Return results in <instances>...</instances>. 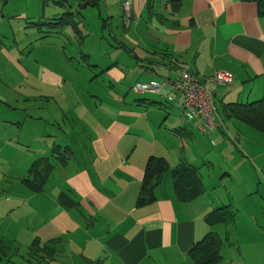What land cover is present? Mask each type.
Masks as SVG:
<instances>
[{
	"label": "crops",
	"instance_id": "1",
	"mask_svg": "<svg viewBox=\"0 0 264 264\" xmlns=\"http://www.w3.org/2000/svg\"><path fill=\"white\" fill-rule=\"evenodd\" d=\"M86 1L37 0L42 17L56 11L39 22L43 38L56 34L49 30L59 16L70 23L95 17V45L63 66L71 69L64 83L85 87L48 98L53 109H26L22 123L13 120L11 134L0 136L6 181L0 220L6 232L21 233L11 240L24 248L21 258L26 264L36 255L39 264H264V134L228 110L264 102L262 9L245 0ZM181 70L205 87L215 73L232 74L231 84L218 88L213 130L188 118L177 95L167 92L165 81ZM135 83L162 90L136 94ZM257 132L263 141L255 154ZM150 159H162L166 168L144 185ZM183 165L197 171L202 185L201 195L186 202L173 179ZM6 242L0 240L1 258Z\"/></svg>",
	"mask_w": 264,
	"mask_h": 264
},
{
	"label": "rangeland",
	"instance_id": "2",
	"mask_svg": "<svg viewBox=\"0 0 264 264\" xmlns=\"http://www.w3.org/2000/svg\"><path fill=\"white\" fill-rule=\"evenodd\" d=\"M37 3V0H7L6 3L0 0V12L3 13L2 20L0 16V97L3 98L0 100V124H8L6 128L3 125L0 129L1 137L11 134L13 120L19 122V125L22 123L26 109L27 113L46 107L53 109L55 104L48 98L53 99L60 90L64 92L76 86L81 90L85 87V83L81 81L67 80L64 83V80L69 79L65 71L71 69L64 70L63 66L68 65L67 62L75 54L80 56V49L85 50L95 45L96 38L91 35L95 27V17L87 14L82 23L78 19L75 20L77 22L70 23L64 18L60 20L59 16L56 20L61 23L49 30L51 34L56 31V34L43 38L39 22L53 17L56 11L42 17L39 14L43 10L42 5ZM51 5L52 2L49 6ZM89 10L88 8L87 12ZM44 27L47 28V25ZM256 134L258 135L251 140V147L258 154L262 148L263 135L258 132ZM5 182L0 178V186ZM246 203L248 202L243 201L238 205ZM233 211L240 214L239 206H233ZM20 236L21 233L15 232L13 227L6 232L4 221L0 220V240H7L3 245L9 250L3 258L0 256V264H7L9 261L11 264H26V258H21L25 256L24 248L16 249L11 242ZM37 257L30 258V264H36Z\"/></svg>",
	"mask_w": 264,
	"mask_h": 264
},
{
	"label": "built area",
	"instance_id": "3",
	"mask_svg": "<svg viewBox=\"0 0 264 264\" xmlns=\"http://www.w3.org/2000/svg\"><path fill=\"white\" fill-rule=\"evenodd\" d=\"M122 20L125 27L131 23L130 3H123ZM233 76L228 72L215 73L205 87L203 80L197 78L188 71H179L176 79L165 81L168 86L167 92H174L177 95V103L184 108L186 116L197 118L201 121L205 131L215 128V97L220 86L231 84ZM161 86L155 83H135L131 91L136 94H160Z\"/></svg>",
	"mask_w": 264,
	"mask_h": 264
},
{
	"label": "trees",
	"instance_id": "4",
	"mask_svg": "<svg viewBox=\"0 0 264 264\" xmlns=\"http://www.w3.org/2000/svg\"><path fill=\"white\" fill-rule=\"evenodd\" d=\"M82 1V0H81ZM86 1V0H83ZM91 1V0H90ZM254 2L262 9L264 13V0H245ZM235 105V106H234ZM228 108L229 112L251 125L253 129L264 134V102H254L248 105H237ZM165 163L162 159H150L145 172L144 185H147L153 178H158L165 171ZM174 186L177 197L182 201H191L202 193V185L197 171L188 165H183L173 171ZM145 200H140L139 203H144ZM206 249V247L204 246ZM212 248V245H209ZM38 256V255H36ZM38 259V258H37ZM36 264H39L36 261Z\"/></svg>",
	"mask_w": 264,
	"mask_h": 264
},
{
	"label": "water",
	"instance_id": "5",
	"mask_svg": "<svg viewBox=\"0 0 264 264\" xmlns=\"http://www.w3.org/2000/svg\"><path fill=\"white\" fill-rule=\"evenodd\" d=\"M68 1H71L73 4H78L80 2V0H62L63 3H67ZM83 6L88 5V1L82 2Z\"/></svg>",
	"mask_w": 264,
	"mask_h": 264
}]
</instances>
